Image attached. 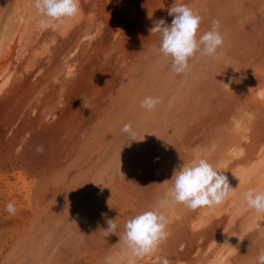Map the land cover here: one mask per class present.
Instances as JSON below:
<instances>
[{"label": "rangeland", "instance_id": "obj_1", "mask_svg": "<svg viewBox=\"0 0 264 264\" xmlns=\"http://www.w3.org/2000/svg\"><path fill=\"white\" fill-rule=\"evenodd\" d=\"M79 4L53 31L34 0H0V264H257L264 213L244 193L264 192V0ZM173 4L201 16L197 38L213 20L223 37L215 59L197 53L182 74L149 31L171 25ZM145 97L161 102L149 112ZM197 154L234 191L213 207L160 209L167 241L134 258L125 222L165 200Z\"/></svg>", "mask_w": 264, "mask_h": 264}, {"label": "clouds", "instance_id": "obj_2", "mask_svg": "<svg viewBox=\"0 0 264 264\" xmlns=\"http://www.w3.org/2000/svg\"><path fill=\"white\" fill-rule=\"evenodd\" d=\"M34 7L42 19L40 25L44 29L57 30L65 21L74 19L80 12L79 0H34ZM168 15L174 17L171 25L164 19L154 22L149 30L151 34L160 36L159 52L170 58L172 71L176 74L185 73L189 60L201 53L212 59L216 58L217 50L223 45V37L219 31L220 22L212 21L211 30L197 38L202 21L201 16L186 4H173ZM158 97H145L141 107L152 111L160 103ZM128 134L130 141H137V132L131 124H125L121 129ZM36 152L42 154L44 148L36 147ZM172 187L167 198L158 203L156 208L146 210L124 224V233L120 237L131 255L137 259L156 253L168 239V220L160 209L167 205H184L190 210L213 207L222 204L234 191L229 178L224 171L214 167L206 158L197 154L190 164H183L178 171L174 170L171 179ZM167 182V181H166ZM244 200L249 210L264 213V192L249 189L244 193ZM5 211L15 215L17 208L13 202H8ZM115 220L107 221L105 236L115 234ZM257 264H264V248L259 250ZM104 264H112L111 257ZM162 264H169L167 259Z\"/></svg>", "mask_w": 264, "mask_h": 264}]
</instances>
